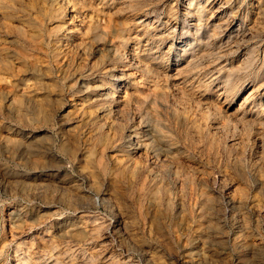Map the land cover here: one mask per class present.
Here are the masks:
<instances>
[{
    "label": "rangeland",
    "instance_id": "rangeland-1",
    "mask_svg": "<svg viewBox=\"0 0 264 264\" xmlns=\"http://www.w3.org/2000/svg\"><path fill=\"white\" fill-rule=\"evenodd\" d=\"M69 2L73 41L113 39L115 50L131 53L142 93L163 97L122 109L112 119L116 142H101L72 106L86 90L99 97L88 63L100 55L81 49L68 65L74 46L60 38L47 44L25 79L31 89L19 94L26 104L39 99L36 112L0 110V264H264V0ZM192 14L205 36L188 30ZM109 19L112 27L86 32ZM131 128L142 129L157 156L170 143L175 163L144 149L134 158L148 170L167 167L171 206L163 190L140 192L147 169L139 181L116 172ZM185 174L202 180L172 183ZM90 186L108 202L82 197ZM235 190L244 205L227 201ZM79 217L83 226L66 232Z\"/></svg>",
    "mask_w": 264,
    "mask_h": 264
},
{
    "label": "bare ground",
    "instance_id": "bare-ground-1",
    "mask_svg": "<svg viewBox=\"0 0 264 264\" xmlns=\"http://www.w3.org/2000/svg\"><path fill=\"white\" fill-rule=\"evenodd\" d=\"M70 2L69 0H0V110L5 107L8 110L18 114L21 113L22 110L36 112L38 107L36 104H34V102L39 99L35 98L37 99L36 101L33 103L28 101L27 104L23 103V100L20 99L22 95H26L29 92L32 86L31 83L25 82V79L28 74L34 70V67H37V64L42 61L44 55L47 54V44L60 38L61 43L69 44L72 47L74 46L73 48L76 49V51L72 53L71 58H69L70 60L67 61L68 65L73 62L75 58H78L79 60L78 54H80L81 49L91 48L92 54L98 53L100 55L99 58L88 63V68L90 69L91 74L97 75V77H94L96 84H94L92 91H96V94H98L99 97L89 98L87 96L86 90V92H81L82 94L80 97L77 99L74 98L75 100L73 101L72 106H74V108L76 107L82 113L83 117L86 119V122L92 125L96 138L101 142L111 145V143L116 142L115 134H111L114 122L112 119L115 118L114 116L120 114L119 112L122 109H129L128 107L139 109L140 104L146 103L150 98L155 100L157 98L160 99L163 97V94L156 90L147 91L145 94L142 93V91L139 89V80L135 74L136 71L133 69L134 65L130 61L131 59L129 60L131 53L128 50H125L124 53L115 50L113 44L111 43L113 39L110 40V38L107 37L102 42H93L94 44L89 43L90 41H87L88 38H75L76 40L74 39L73 41V32L68 28L69 24L66 20L68 10L71 8ZM192 17L195 21L192 22L190 26H188V30H190V32L192 30L195 36H205L208 30L203 27L201 20L196 18V14H192ZM111 23L112 21L110 19L106 21L103 20L102 22L98 21L91 23L87 26L88 31L86 32L94 33L103 26L110 28L112 27ZM175 25L177 26V23H175ZM183 25L185 26L186 24ZM84 63L80 62V65L78 66L83 68L85 65ZM64 64L65 60L64 63L62 60H59L56 65L57 67H60ZM20 81L25 83H23L21 88H17L16 86L18 84L20 85ZM20 93L22 95L19 97ZM87 106H90L91 108H87L86 110ZM152 128L160 132L159 127L153 123ZM141 131H137L136 128H131L127 139L120 143L121 146L125 147L126 154L123 156L115 155L116 157H114L116 172H126V174L135 181L137 180L138 174L147 169L143 162H140L134 158V153L139 149H144L146 152L151 153L152 157L155 156L156 159H161L168 164L177 162V157L173 154V151H171V145L169 142L166 144L167 149L157 156V153H155L150 142L147 140L146 135ZM4 134L7 135V133ZM156 170L157 171H153L152 169L148 170L149 178L147 180L141 181L142 188H139H141L142 191L140 192L142 194L148 195L150 192L154 193V191L163 190L164 196L168 201L167 204H170L171 206L172 200H170L171 197L168 195L164 183V175L167 177L169 170L164 165L160 166V168ZM201 180L202 177H197L195 180L192 179L188 174H185L184 177L172 178V183L176 185L180 184L187 186L189 184L191 185L199 183ZM42 188L43 186L30 189L27 191V193L32 194L33 192V194H37L36 191H39ZM91 196H95L103 203L108 202L109 195L106 196V193H104L103 189L98 187L90 186L85 192L82 193V197L84 198ZM183 196H185V193H182V198ZM66 199L70 200L68 197ZM226 199L228 202L230 201L238 206L244 205L247 202V198L245 197L244 193L239 190H235L233 197L229 196L226 197ZM170 206L168 205V207ZM208 214H210V212H208ZM83 223L82 217H79L77 223H68L65 227V231L71 232L72 230H75V227H82ZM107 225L109 229L116 231V225L114 224V221H110ZM188 264L194 263L190 262Z\"/></svg>",
    "mask_w": 264,
    "mask_h": 264
}]
</instances>
